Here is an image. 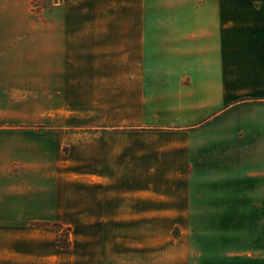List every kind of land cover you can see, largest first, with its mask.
Listing matches in <instances>:
<instances>
[{
	"label": "crops",
	"instance_id": "1",
	"mask_svg": "<svg viewBox=\"0 0 264 264\" xmlns=\"http://www.w3.org/2000/svg\"><path fill=\"white\" fill-rule=\"evenodd\" d=\"M31 1L0 0V264H188L195 135L264 187V0Z\"/></svg>",
	"mask_w": 264,
	"mask_h": 264
},
{
	"label": "rangeland",
	"instance_id": "2",
	"mask_svg": "<svg viewBox=\"0 0 264 264\" xmlns=\"http://www.w3.org/2000/svg\"><path fill=\"white\" fill-rule=\"evenodd\" d=\"M119 1L121 2V0H32L29 3L28 16L33 20L46 21L57 11L63 12V16L59 17L82 18L84 11L80 9L70 11L67 10V6L92 2L96 5L87 13L88 16L91 14V17L95 18L103 14L99 10L102 8L101 5L105 8L106 4ZM122 1L135 3L142 0ZM40 7L43 8L37 9ZM30 77L32 80L35 78ZM35 103L29 102L26 108L30 119L35 116ZM38 129L39 127L31 121L17 127V130ZM195 136L185 230L188 264H264V187L234 186V181L229 182L227 179L226 157H223L224 169L218 170L219 156L213 152L210 126L200 130ZM53 226L59 230V243L67 244L70 228L66 225Z\"/></svg>",
	"mask_w": 264,
	"mask_h": 264
},
{
	"label": "trees",
	"instance_id": "3",
	"mask_svg": "<svg viewBox=\"0 0 264 264\" xmlns=\"http://www.w3.org/2000/svg\"><path fill=\"white\" fill-rule=\"evenodd\" d=\"M57 245H58V247L60 248V249H67V247H68V243L67 244H60L59 243V240L57 239Z\"/></svg>",
	"mask_w": 264,
	"mask_h": 264
}]
</instances>
